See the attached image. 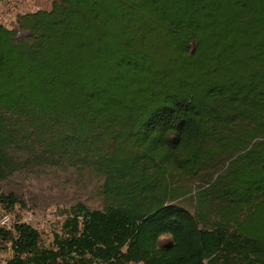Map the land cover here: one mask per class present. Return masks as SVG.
Segmentation results:
<instances>
[{
    "label": "trees",
    "instance_id": "1",
    "mask_svg": "<svg viewBox=\"0 0 264 264\" xmlns=\"http://www.w3.org/2000/svg\"><path fill=\"white\" fill-rule=\"evenodd\" d=\"M47 168L102 178L101 205L61 210L46 246L0 225L7 264H264V0H53L0 23V182ZM18 206L0 189V220Z\"/></svg>",
    "mask_w": 264,
    "mask_h": 264
},
{
    "label": "rangeland",
    "instance_id": "2",
    "mask_svg": "<svg viewBox=\"0 0 264 264\" xmlns=\"http://www.w3.org/2000/svg\"><path fill=\"white\" fill-rule=\"evenodd\" d=\"M52 2L53 0H7L0 3V23L9 29H17V18L20 15L49 10ZM24 35V32L18 33L20 38ZM102 183V178L74 168H47L35 173H16L0 182L2 192L16 194L23 205L18 206L14 214L7 216L8 224L19 220L31 226L40 233L46 246L63 222L61 210L78 202L94 209L100 207ZM188 206L192 211L189 204ZM1 254L7 259L9 249Z\"/></svg>",
    "mask_w": 264,
    "mask_h": 264
},
{
    "label": "built area",
    "instance_id": "3",
    "mask_svg": "<svg viewBox=\"0 0 264 264\" xmlns=\"http://www.w3.org/2000/svg\"><path fill=\"white\" fill-rule=\"evenodd\" d=\"M8 220H9L8 217L4 216L0 220V225L5 226V227H9L10 224H8ZM0 264H7V260L4 258V256L2 254H0Z\"/></svg>",
    "mask_w": 264,
    "mask_h": 264
}]
</instances>
